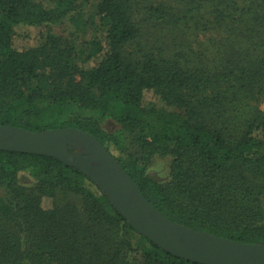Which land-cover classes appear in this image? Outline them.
<instances>
[{"label":"trees","instance_id":"16d2710c","mask_svg":"<svg viewBox=\"0 0 264 264\" xmlns=\"http://www.w3.org/2000/svg\"><path fill=\"white\" fill-rule=\"evenodd\" d=\"M89 1L0 0V124L91 133L172 221L264 243V116L237 120L264 83V0H185L181 9L102 0V38L71 44L53 33ZM141 1L149 5L139 23ZM22 26L41 29L37 43L15 45ZM80 110L135 132L142 160L171 156L170 179L128 161L119 138ZM27 170L31 187L19 184ZM0 188V264H201L140 234L93 181L55 157L0 150ZM46 197L55 200L50 210Z\"/></svg>","mask_w":264,"mask_h":264},{"label":"water","instance_id":"95a60500","mask_svg":"<svg viewBox=\"0 0 264 264\" xmlns=\"http://www.w3.org/2000/svg\"><path fill=\"white\" fill-rule=\"evenodd\" d=\"M0 150L55 157L79 169L140 234L167 252L201 264H264V243H246L172 221L93 134L77 127L33 131L0 124Z\"/></svg>","mask_w":264,"mask_h":264},{"label":"rangeland","instance_id":"374dc122","mask_svg":"<svg viewBox=\"0 0 264 264\" xmlns=\"http://www.w3.org/2000/svg\"><path fill=\"white\" fill-rule=\"evenodd\" d=\"M102 0H90L88 3L80 2L79 7L81 9V14L78 15L73 21H67L61 25H55L52 27L53 33L56 35H60L61 37L66 38L71 44H78L81 41L89 40L94 37L102 38V26L105 24L106 19L99 14L98 6ZM158 1V0H152ZM151 1V2H152ZM148 2H150L148 0ZM147 1H141L139 6H137L135 19L142 23L144 18L147 17L148 3ZM171 4H174L178 9L182 7L185 3V0H169ZM181 9V8H180ZM151 24V23H150ZM150 25L147 24V28ZM150 28V27H149ZM41 29L34 28L30 26H22L17 29V34L15 37V45L17 47H26L31 44H35L38 41V36L40 34ZM210 35V34H208ZM225 38L226 36H222ZM206 40V36L204 37ZM227 40V39H225ZM150 41H154L153 36L150 37ZM205 42V41H204ZM261 90L256 95L255 98L253 96L250 100L246 102L244 113L238 118V123L245 120L244 117L250 118L254 114H258L260 116H264V83L262 84ZM158 106L167 107L173 109V106H168L163 102H158ZM240 108L242 106L240 105ZM76 114L82 118H93L98 121L103 129L109 133V135H116L120 141V149L123 151V155L128 161L137 162L140 167L146 168V174L160 182H167L170 179V164H171V156H160L155 155L150 161L142 160V153L139 151L140 147H138L135 142L136 134L135 132H131L129 130H122L120 126H118L113 120L101 115L98 112L88 111V110H80ZM230 118V116L228 115ZM236 120V121H237ZM231 121V118H230ZM19 184L26 187H31L33 185L32 172L30 170L23 171L19 174ZM0 195H6L3 189L0 188ZM62 197V196H61ZM78 196V200L73 198V200H80ZM77 202V203H78ZM55 200L51 198H43L41 202V206L43 210H50L53 208Z\"/></svg>","mask_w":264,"mask_h":264}]
</instances>
